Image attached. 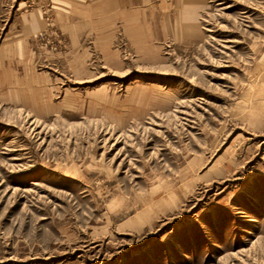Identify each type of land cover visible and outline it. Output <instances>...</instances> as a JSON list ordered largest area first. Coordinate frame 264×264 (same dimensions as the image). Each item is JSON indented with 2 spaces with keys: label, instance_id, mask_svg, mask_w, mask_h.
I'll list each match as a JSON object with an SVG mask.
<instances>
[{
  "label": "rangeland",
  "instance_id": "rangeland-1",
  "mask_svg": "<svg viewBox=\"0 0 264 264\" xmlns=\"http://www.w3.org/2000/svg\"><path fill=\"white\" fill-rule=\"evenodd\" d=\"M0 26V264H264V0H0Z\"/></svg>",
  "mask_w": 264,
  "mask_h": 264
},
{
  "label": "crops",
  "instance_id": "crops-1",
  "mask_svg": "<svg viewBox=\"0 0 264 264\" xmlns=\"http://www.w3.org/2000/svg\"><path fill=\"white\" fill-rule=\"evenodd\" d=\"M1 28L0 26V29ZM8 34L6 33L0 38V89L10 94L11 91L15 93L21 89V86L12 84L13 81L10 79L9 75L10 69L13 68L15 64L13 61V47H15L14 44H18V46L21 47L22 42H25V40L22 35L12 36Z\"/></svg>",
  "mask_w": 264,
  "mask_h": 264
}]
</instances>
